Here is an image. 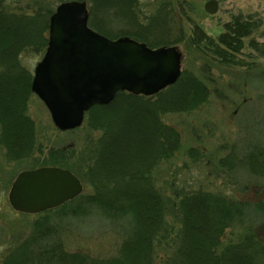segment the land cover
Here are the masks:
<instances>
[{
  "label": "rangeland",
  "instance_id": "obj_1",
  "mask_svg": "<svg viewBox=\"0 0 264 264\" xmlns=\"http://www.w3.org/2000/svg\"><path fill=\"white\" fill-rule=\"evenodd\" d=\"M208 1L210 0H139L136 6L137 10L149 16V21H144V24L150 26L149 32L160 33L164 26L162 21L168 17L163 5L170 4L171 16L175 20V28L172 29L174 33L158 40L174 41L181 32L183 40L171 46L177 47L182 54V73L191 74L190 77L200 80L209 89L207 100L191 111L171 112L161 116L164 124L179 133L178 148L169 159H157V165L152 169V185L162 197L164 224L161 233L152 240L150 247L149 244L146 247L144 242V255L141 250V253L139 252L142 259L137 256L138 262L131 260L132 249L136 248L135 245L140 239L132 203L116 198L114 194L108 199L105 196L108 195L107 190L112 193L113 187L106 185L105 181L104 184L95 186L92 183V175H89L91 166H94L96 171L99 170V140H104L109 128L106 130L104 127H90V113H86L80 127L62 130L54 124L46 105L31 93L26 100V116L33 122L35 129L32 154L21 161L8 158L9 149L1 142L0 123V264L7 263L25 243H28L27 253L32 256V260L25 264H46L41 256L43 242H33V239L38 238V234H44L45 230L51 231L47 233L50 236L45 240V247H50L53 243L60 249L55 252V256L66 255L67 258L79 254L85 258H99L103 260V264H173L176 262L178 250L185 246L182 242L185 231L180 214V201L184 194L194 192L211 194L214 201L229 200L243 205V213L237 217L239 219L224 230L220 245L215 249L216 256L221 258L226 255L225 250L241 246L238 250H243L245 255L256 254L251 256L253 264H264V53L250 47L253 40L264 50V0H216L219 8L217 13L212 15L205 11ZM36 2L40 1L22 0L21 6L25 8L29 4L37 10ZM88 14L89 24V7ZM238 17H242L243 21L250 17L259 27L251 36L243 39L244 48L236 54V63L223 64L210 55L207 56L202 47L194 45V36H198L200 30L207 35V40L209 38L218 42L219 36L228 33L226 26ZM4 23L8 21L5 20ZM160 24L162 27L158 26ZM11 25L13 26V23ZM18 29L20 28L9 30L24 36ZM49 32L50 24L48 32L45 33L48 44ZM121 37L134 39L126 34L118 38ZM153 42L154 38L150 37L148 43H141L153 47ZM38 49L41 50L40 47ZM46 50L39 53L29 49L17 57L22 69L31 75L32 79ZM4 60L6 57L2 56L0 62L4 63ZM25 73L23 74L26 76ZM22 80L25 84L23 77ZM191 80L190 78V82ZM122 104L126 103L119 101L116 109L119 110ZM127 115L128 112L120 116L122 120H119V116L116 119L118 127L126 120L125 135L130 134L132 127H139L142 131L145 123L140 117ZM144 132L140 142L148 137V132ZM119 137L123 140V137ZM149 139L154 142V134L149 136ZM134 149L131 152H135ZM58 151L65 159L66 166L63 169L72 172L83 186L82 192L71 201L79 196L99 195L100 189L103 188L104 194L100 196L102 204H90L83 198L69 206L75 208L80 205L85 209L77 215L71 212H16L9 202V192L16 178L24 171L52 166L48 158L51 152ZM191 151L194 152V157L189 155ZM250 156L258 157L256 164L261 168L257 173L251 168ZM221 162H224V165ZM147 178L149 174L146 180L133 183L132 189H137L139 193L144 191L146 181L149 180ZM118 185L122 186L121 183ZM41 222H45L42 229L38 227ZM253 245L254 250L260 251L259 256L258 252L253 253ZM191 249L188 243L186 253L189 254ZM86 261L89 262L87 259Z\"/></svg>",
  "mask_w": 264,
  "mask_h": 264
},
{
  "label": "trees",
  "instance_id": "obj_2",
  "mask_svg": "<svg viewBox=\"0 0 264 264\" xmlns=\"http://www.w3.org/2000/svg\"><path fill=\"white\" fill-rule=\"evenodd\" d=\"M37 1H40L35 4L38 9L34 10L29 4L23 8L21 6L22 0H0V59H2V56L6 57L4 63L0 62L1 142L9 149L8 158L14 161H21L32 154L35 140L34 124L26 116L28 111L26 100L27 96L32 93V77L25 73L17 57L21 53L29 51V49L39 53L46 50L48 41L45 33L48 32L50 17L59 4L64 1L86 2L90 13L89 26L111 39H117L119 36L126 34L139 42L148 43L149 38L152 37L154 38L152 48L175 45L183 40L181 32L174 41L158 40L165 36L169 37L171 33H174L172 29L174 30L175 28V20L171 16L170 4L163 5L168 17L162 21L165 27H162L161 24L158 25L163 28L162 32L159 33L157 31L158 33H156L149 32V24H144L145 20L149 21V16H145L140 10L136 9L139 0ZM13 5L16 7H12ZM16 12H21V14L18 15ZM250 19L252 18L249 17L243 21L242 17L236 18L235 21L226 26L228 33H223L219 36L218 42H214L209 38L207 40V35L200 30V33L196 32L198 36H194V40L196 39L194 45L199 48L202 47V51L207 56L210 55L214 60H218L223 64L236 63V60H234L236 54H239L244 48L243 39L251 36L259 27ZM5 20L8 23L5 24ZM12 23L13 26L11 25ZM10 28L13 30L20 28L18 30H21L24 36H20L15 31L14 33L9 30ZM250 47L255 51L264 53V50L259 48L253 40ZM190 75L187 72H183L175 85L152 97L134 96L126 92H118L110 105H97L89 112L90 127H104L106 130L109 128L104 140L103 138L99 140V148L97 150L99 154L97 157L99 170L96 171L95 167L91 166L89 175H92V183L95 186H100L105 181L106 185L113 187L114 190L111 189L112 193L109 189L107 190L108 195L105 196L108 199L111 194H114L116 198L132 203V212L135 213L138 221L140 238L135 245L136 248L133 247V252H131L133 255L131 260L134 262H138L139 258L142 259L139 252L141 253L142 251L143 254L144 244L146 243V247L149 244L150 247L152 240L161 233L164 224L162 197L152 185L151 175L153 173L152 169L157 165L156 161L162 158L169 159L170 155L178 148L179 133L173 127L164 124L161 116L171 112H189L206 101L209 96L207 86L200 80L193 79ZM22 77L25 84L22 83ZM190 78L192 79L191 82ZM119 101H124L126 104H122V107L118 110L116 106ZM127 112L128 117H131L132 114L136 115L145 123L142 131L139 127L137 129L132 127L130 134L126 133L125 135L126 120L122 121L123 123L119 127L117 126V116H119V120H122L120 116L127 114ZM144 130L148 132V137L140 142V137L145 133ZM153 134L154 142L149 139V136ZM119 136L123 137V140ZM132 149L135 152H131ZM126 154L129 155L125 156ZM189 155L191 157L195 156L193 151ZM48 159L52 166L61 168L66 166L65 159L59 151L51 152ZM257 159V156H250L251 168L255 173L259 172L261 168L256 164ZM221 164L224 165V162H221ZM148 174L149 178L147 180H149L146 181L144 191L139 193L137 189H132L134 187L133 183L140 180L143 181V179L146 180ZM119 183L122 186L119 187ZM103 191L104 189L101 188V194L99 193L96 196H79L60 208L45 212V214L71 212L77 215L85 209L81 208L80 205L75 208H69L70 205L83 198L84 200L86 199L85 202L88 201L87 203L101 205L102 202L100 201L102 199L100 196L104 194ZM135 192L139 193V195ZM213 199L214 196L204 192L184 194L182 197L180 214L184 222L185 232L183 233L182 242L185 243V246L183 248L180 247L176 262L173 264H183L184 262L185 264H253L251 259L253 254L245 255L243 250H238L242 248L241 246L225 250L224 253L226 255L221 258L216 256L215 249L220 245L224 230L235 224L239 219L237 217H240L243 213V205L241 206V204L229 200L214 201ZM43 225H45V222L39 223L38 227L42 229ZM50 232L45 230L44 234H38V238L33 239V242L35 240L43 242L41 256L45 259L46 264H103L101 263L103 260L99 258H85L79 254L67 258L66 255L55 256V252H59L60 249L58 250L53 243L50 247H48L49 245L45 247V240L50 236L47 233ZM188 243L192 247L189 254L186 253ZM251 244H254V242ZM254 246L252 247L253 250ZM27 248L28 243H25L17 251L16 255L8 259L5 264H25L30 259L32 260V256L30 257V254L26 251ZM255 248L257 249V247ZM256 252H258L257 256H259L260 251H253V253ZM16 261L20 262L15 263ZM149 262L151 263V256H149Z\"/></svg>",
  "mask_w": 264,
  "mask_h": 264
},
{
  "label": "water",
  "instance_id": "obj_3",
  "mask_svg": "<svg viewBox=\"0 0 264 264\" xmlns=\"http://www.w3.org/2000/svg\"><path fill=\"white\" fill-rule=\"evenodd\" d=\"M216 0L205 5L217 13ZM87 4L65 2L50 20L47 51L31 85L62 130L80 127L94 106L111 104L118 92L154 96L181 77L182 54L174 46L153 49L129 37L110 39L88 26ZM83 190L70 171L43 167L24 171L9 192L12 208L39 214L62 206Z\"/></svg>",
  "mask_w": 264,
  "mask_h": 264
},
{
  "label": "bare ground",
  "instance_id": "obj_4",
  "mask_svg": "<svg viewBox=\"0 0 264 264\" xmlns=\"http://www.w3.org/2000/svg\"><path fill=\"white\" fill-rule=\"evenodd\" d=\"M57 7H58V6H57ZM57 7H56V9H55V12L52 14V16L56 13ZM52 16H51V17H52ZM51 17H50V20H51ZM49 24H50V22H49Z\"/></svg>",
  "mask_w": 264,
  "mask_h": 264
}]
</instances>
